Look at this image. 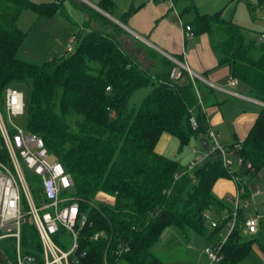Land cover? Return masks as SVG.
I'll use <instances>...</instances> for the list:
<instances>
[{"label": "trees", "instance_id": "1", "mask_svg": "<svg viewBox=\"0 0 264 264\" xmlns=\"http://www.w3.org/2000/svg\"><path fill=\"white\" fill-rule=\"evenodd\" d=\"M185 1L189 5L181 14L191 15L188 25L195 35L208 34L219 63L264 97V43L222 11L201 13L192 0ZM64 2L0 0V107H5L8 87L23 91L26 130L41 136L50 156L72 175L73 194L88 218L80 230V252H85L80 264H166L154 248L172 227L187 242L196 236L216 241L223 216L233 212L231 202L213 190L219 179L229 178L221 154L212 152L202 165L180 173L176 160L155 150L164 133L177 137L181 147L206 135L202 84L187 71L174 79V63L153 50L150 56H159L160 66H144L124 50L120 37L126 32L93 9L69 55L40 65L21 59L18 52L27 35L18 22L22 11L52 16ZM100 7L113 14L111 0H101ZM195 110L197 127L191 122ZM240 154L255 168L251 178L264 172V108ZM0 160L11 163L1 135ZM28 181L37 195L39 179L29 174ZM206 214L219 220L217 228ZM254 241L238 224L223 246L221 264H239ZM21 248L44 262L30 222L22 227ZM121 248L128 250L118 254ZM6 252L16 262L13 244Z\"/></svg>", "mask_w": 264, "mask_h": 264}, {"label": "built area", "instance_id": "2", "mask_svg": "<svg viewBox=\"0 0 264 264\" xmlns=\"http://www.w3.org/2000/svg\"><path fill=\"white\" fill-rule=\"evenodd\" d=\"M58 2V0H56ZM264 21V4L260 7ZM186 39L195 37L189 25L185 26ZM257 43H264V31L256 36ZM67 52L75 49L70 41ZM193 77V76H192ZM238 80L231 78L229 84L237 85ZM109 89V88H108ZM203 108L202 100L199 101ZM24 92L16 87H8L5 93L6 118L0 107V135L8 152L11 167L0 161V241L13 240L17 264H80L85 252H80V230L88 221L87 215L80 210L79 199L73 194L74 179L63 164L53 159L43 138L16 124L13 117L25 114ZM194 127L198 126L195 116L191 117ZM212 152H219L223 167L229 179L236 185L233 196L226 198L233 206L230 215H224L225 225L217 234L216 241L204 248L209 264H221L223 246L229 236L240 224L245 235H255L264 224V172L255 171L253 164L241 154L243 141L227 146L219 141V135L211 128L207 130ZM198 165L192 162L186 171ZM31 174L39 179L41 190L28 181ZM261 197V200L258 199ZM37 199L41 205L37 204ZM212 228L219 226V220L206 214ZM243 217V221L239 223ZM35 227L43 249V263L35 256L24 254L21 248L22 227L26 220ZM63 231V232H61ZM100 234H95L98 238ZM70 245H66V241ZM128 250L121 248L118 254Z\"/></svg>", "mask_w": 264, "mask_h": 264}, {"label": "crops", "instance_id": "3", "mask_svg": "<svg viewBox=\"0 0 264 264\" xmlns=\"http://www.w3.org/2000/svg\"><path fill=\"white\" fill-rule=\"evenodd\" d=\"M100 1L65 0L63 11L68 14L69 19L73 22L75 20L70 14H76L77 21L74 23L78 24V19L82 21L81 29L88 19L89 9L98 11L126 32L122 36L132 35L149 53H151L150 50H153L158 55L173 62L172 75L174 79L181 78L183 72L187 71L191 77L198 79L203 86V92L201 93L202 110L206 117L208 129L214 130L219 135V141L224 145L232 146L237 142H244L255 125L261 110L264 108V97L254 88L240 82L238 79L237 85L231 86L229 84V81L233 78L230 73V67L227 64L219 63V58L212 48L208 34L195 35L191 40L186 39L184 27L189 24L191 15L183 16L181 12L189 5V1L111 0L114 5L113 14L104 11L100 7ZM192 1L199 12L211 14L200 10L196 2ZM249 8L250 10L254 9L252 7ZM222 15L226 18L223 11ZM248 31L254 37L259 34V32ZM151 54L154 55L153 52ZM160 60L159 56L154 58V56L149 54L147 59L139 61L146 67H151L152 65L159 67ZM178 65L181 68L180 72L176 73L174 69ZM198 112V110H195L194 116ZM199 137L206 138V135L202 134ZM174 145L175 149L179 148V139L169 133H164L160 137L155 150L160 155L172 158L169 151ZM210 156L198 163V165L205 163ZM213 190L217 197L228 198L235 194L236 185L229 178H222L216 182ZM263 226L264 224L260 227L257 234L250 235L251 239L255 240L254 242H259V238L263 234ZM173 230V227L166 230L162 235L163 240L166 239L169 242L173 240L172 243L178 242L179 240ZM246 238L248 239V237ZM200 239L204 240V238L199 236L192 238L190 242L182 238V242H185V245L189 247L185 248L184 254L176 253L173 258H161L166 264H199L206 255L204 250L198 247L197 243ZM212 243L208 242L207 245ZM7 244L12 245L13 241ZM2 253L4 258L0 259V264H17L15 261L12 262L6 252V248L2 249Z\"/></svg>", "mask_w": 264, "mask_h": 264}, {"label": "rangeland", "instance_id": "4", "mask_svg": "<svg viewBox=\"0 0 264 264\" xmlns=\"http://www.w3.org/2000/svg\"><path fill=\"white\" fill-rule=\"evenodd\" d=\"M35 2H41L43 0H34ZM174 1V0H172ZM200 10L204 12H209L215 14L219 11L225 13L227 19H232L235 23L240 25L246 30L252 32L264 31L263 20L260 15V7L264 4V0H194ZM249 7L254 9L250 10ZM74 18V22L77 21L76 14H70ZM72 18V19H73ZM20 29L26 33V38L21 48L19 49L18 55L21 59L31 62L34 64H42L49 59H55L62 55H69L67 52V47L71 44L70 41L73 40V44L76 45L78 37L80 35L82 21L78 19V24H75L71 19H69L68 14H66L62 9H59L54 15H38L33 10H23L19 17ZM124 50L128 52L135 59L143 61L149 56L147 49L135 39L132 35L120 37ZM155 63V62H154ZM144 96V93H140L136 96L138 101H140ZM3 114L6 118L5 107L1 108ZM13 121L26 128L27 115L13 117ZM201 137H192L187 144L180 146L175 149V145L170 148V157L174 158L180 167V173H183L191 166V163L198 162L201 163L205 158H207L212 150H204L200 141ZM176 141V140H175ZM180 149V150H179ZM176 157V158H175ZM1 161V160H0ZM3 162V161H2ZM5 163V162H3ZM7 166L11 167V163H5ZM261 200V197L258 199ZM37 204L41 205V201L37 199ZM29 223L27 219L25 225ZM174 234L179 240L178 242H170L163 237L160 243L154 248V252L167 259V257L173 258L176 253H183L186 251L185 242H182L183 233L180 229L173 227ZM245 235V234H244ZM251 240L250 235H245ZM257 238V237H253ZM9 240L0 241V259L4 258L2 249L10 246L7 244ZM32 242V241H31ZM66 245H70V241L67 240ZM208 241L200 239L198 241V247L203 249L206 247ZM196 244V243H195ZM6 246V247H5ZM199 264H209V260L206 255L202 258ZM239 264H264V226L263 234L259 238V242H253L249 254L240 261Z\"/></svg>", "mask_w": 264, "mask_h": 264}, {"label": "water", "instance_id": "5", "mask_svg": "<svg viewBox=\"0 0 264 264\" xmlns=\"http://www.w3.org/2000/svg\"><path fill=\"white\" fill-rule=\"evenodd\" d=\"M180 66H176L174 69V72L179 73L180 72ZM201 145L204 148V150L208 151L210 148L209 140L207 138H201Z\"/></svg>", "mask_w": 264, "mask_h": 264}]
</instances>
